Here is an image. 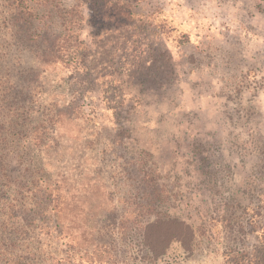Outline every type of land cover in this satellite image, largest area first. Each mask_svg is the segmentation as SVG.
<instances>
[{"label":"rangeland","instance_id":"obj_1","mask_svg":"<svg viewBox=\"0 0 264 264\" xmlns=\"http://www.w3.org/2000/svg\"><path fill=\"white\" fill-rule=\"evenodd\" d=\"M107 1L118 21L79 0L38 9L49 40L68 31L47 56L38 22L0 0V247L42 264H229L264 238V0ZM155 218L190 226L188 247L150 259Z\"/></svg>","mask_w":264,"mask_h":264},{"label":"trees","instance_id":"obj_2","mask_svg":"<svg viewBox=\"0 0 264 264\" xmlns=\"http://www.w3.org/2000/svg\"><path fill=\"white\" fill-rule=\"evenodd\" d=\"M47 1L48 0H12L13 4H15L19 10V17H21L19 19L20 21H23L29 25L33 24L34 20L38 22L37 27H34L33 30V38L36 41L41 39L43 42L44 40L48 44L49 52L47 53V56H54L55 54L60 55V53L63 54L62 51H64V44L68 41V31L65 29L64 32L58 34L53 40H49V38L46 36L45 30L47 29L45 28L47 27V22L44 21V19L48 18L49 14L46 15V13L43 11V13L39 15L37 10H47L49 7L47 5ZM79 1H83V3L87 4V6L90 8L97 6L99 15H101L102 20H105L106 22H110L112 20L118 21L119 19L117 15H119L120 12L115 10H120L122 7H119L118 3H111L107 0H101L99 2L96 0ZM76 9L77 8L75 6L74 8L65 11L64 13L66 14V18L62 19L61 17H56V20H63L62 25H65L69 21V17ZM111 12H116L117 15L112 16ZM49 41L52 42V45ZM43 56L46 57V54H42V57ZM67 56L69 59H73V62H77L75 60L78 57L76 52H69ZM50 193V195H52V192ZM49 207L50 210L53 211L55 226L58 228L56 232V239L60 242V240L64 238L63 228L65 227V220L60 216V204L58 202H49ZM4 226L5 224H1L2 228ZM192 237V228L184 222L177 219L161 220L160 218H155L153 222L146 226L143 243L147 249L149 258L155 260L164 254L167 247L172 242H177L184 248H187ZM24 255L25 254L23 253L16 256L13 252L10 253L4 248L0 247V264H42V262H39V260L34 256L30 257L29 255ZM50 257L51 258L46 259L44 264H65V260L54 258L53 255ZM229 264H264V238L262 240V244L256 246L253 250L234 253L229 260Z\"/></svg>","mask_w":264,"mask_h":264}]
</instances>
